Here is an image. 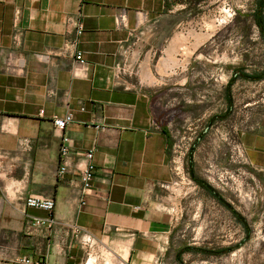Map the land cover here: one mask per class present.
Masks as SVG:
<instances>
[{
    "label": "crops",
    "instance_id": "0c3cea01",
    "mask_svg": "<svg viewBox=\"0 0 264 264\" xmlns=\"http://www.w3.org/2000/svg\"><path fill=\"white\" fill-rule=\"evenodd\" d=\"M179 1L0 0V155L7 156L0 160V264H20L16 260L23 257L85 264L88 253L74 227L124 264L164 261L175 213L163 185L173 181L175 169L169 135L155 127L150 92L138 79L151 70L153 51L141 63L138 46L185 8ZM76 51L85 67L78 65ZM69 113L73 120L64 135L72 155L68 172L59 176L62 134L53 119ZM23 139L30 141L27 151L20 147ZM240 143L264 185V117L242 132ZM91 149L97 175L81 205L76 153ZM200 182L209 203L230 219L234 215L248 236L241 215ZM30 195L55 201L51 229L30 228L18 211ZM27 214L49 216L39 209Z\"/></svg>",
    "mask_w": 264,
    "mask_h": 264
},
{
    "label": "rangeland",
    "instance_id": "374dc122",
    "mask_svg": "<svg viewBox=\"0 0 264 264\" xmlns=\"http://www.w3.org/2000/svg\"><path fill=\"white\" fill-rule=\"evenodd\" d=\"M179 4L185 8L138 46L141 63L153 51L151 70L138 79L150 92L155 127L169 135L175 169L163 193L174 228L160 264H264V185L240 143L264 117V0ZM192 176L241 215L248 236ZM87 253L97 264L110 254L122 262L102 245Z\"/></svg>",
    "mask_w": 264,
    "mask_h": 264
},
{
    "label": "built area",
    "instance_id": "2783aa9c",
    "mask_svg": "<svg viewBox=\"0 0 264 264\" xmlns=\"http://www.w3.org/2000/svg\"><path fill=\"white\" fill-rule=\"evenodd\" d=\"M83 32L82 25H79L77 30V35L80 36ZM75 59L81 67L86 66V61L83 58L81 51L75 52ZM43 113V112H41ZM73 115L71 113L67 114L64 118H54L53 125L56 131L60 132L61 135V145H60V155H61V164L58 170V175L63 176L68 172L70 166V157L72 155L70 150V139L64 135V131L67 126L72 122ZM30 146V141L28 139H23L20 142V147L22 150L27 151ZM78 157L81 158V169H80V178H81V205L85 204L86 197L92 195L93 193V183L96 179L97 168L94 162L95 150L91 149L83 153H76ZM2 158H7L6 155H0V160ZM167 189L168 185H163ZM1 190V189H0ZM19 190V189H17ZM14 192V191H13ZM5 195L10 199L12 197L9 192L4 191ZM56 203L52 198H41L34 195L23 197V202L21 207L18 208V211L27 217V223L30 228L36 227H46L51 229L55 224L54 210ZM28 209H39L48 212L49 216L47 218H37L28 216ZM73 232L75 236L79 239L81 246H83L87 251L97 244L96 239L90 234L84 232L81 228L74 227ZM89 256V254H88ZM20 264H48L47 262L36 261L31 258H19L16 260Z\"/></svg>",
    "mask_w": 264,
    "mask_h": 264
},
{
    "label": "bare ground",
    "instance_id": "6f19581e",
    "mask_svg": "<svg viewBox=\"0 0 264 264\" xmlns=\"http://www.w3.org/2000/svg\"><path fill=\"white\" fill-rule=\"evenodd\" d=\"M111 255V254H110ZM110 255H107L106 256V263L105 264H124L122 263L120 260H118L117 258H115L114 256H110ZM103 257V256H102ZM105 257V256H104ZM120 261V262H119ZM97 262H99L96 258L94 257H90L86 264H97ZM104 263V262H103Z\"/></svg>",
    "mask_w": 264,
    "mask_h": 264
},
{
    "label": "trees",
    "instance_id": "16d2710c",
    "mask_svg": "<svg viewBox=\"0 0 264 264\" xmlns=\"http://www.w3.org/2000/svg\"><path fill=\"white\" fill-rule=\"evenodd\" d=\"M192 179L195 180L196 182L201 183L200 181H198V179H196L195 176H192ZM207 189H208L210 192H212L213 194H216V193L214 192V190L211 189L210 187H207ZM228 207H229L230 209L232 208L230 205H228Z\"/></svg>",
    "mask_w": 264,
    "mask_h": 264
}]
</instances>
